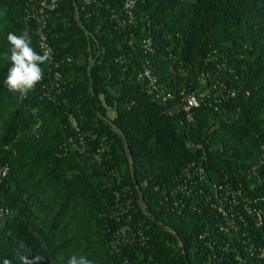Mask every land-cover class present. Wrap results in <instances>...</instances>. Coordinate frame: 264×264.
<instances>
[{"label": "trees", "instance_id": "16d2710c", "mask_svg": "<svg viewBox=\"0 0 264 264\" xmlns=\"http://www.w3.org/2000/svg\"><path fill=\"white\" fill-rule=\"evenodd\" d=\"M0 264H264V0H0Z\"/></svg>", "mask_w": 264, "mask_h": 264}, {"label": "built area", "instance_id": "2783aa9c", "mask_svg": "<svg viewBox=\"0 0 264 264\" xmlns=\"http://www.w3.org/2000/svg\"><path fill=\"white\" fill-rule=\"evenodd\" d=\"M44 2V1H42ZM132 5H133V0H124V7L127 9L128 12H130L131 8H132ZM41 10V9H40ZM39 18H43L42 14L39 15ZM41 27H39L40 29ZM40 44L43 48V50L45 52H50L51 51V48L50 46L47 44V42H45V36L44 34L41 32L40 34ZM142 75L145 76L147 79H148V86L153 89V90H158V91H161L157 85V80L154 76H152L149 72L148 69H144V71L142 72ZM59 78V73L58 71H55V79L57 80ZM58 84V82H57ZM166 96H169V93H166L165 96H163L164 98ZM185 100H186V103L184 104V108L187 110L189 107L193 106V105H196L197 104V100L195 99L194 96L192 95H188L185 97ZM72 124L75 126V128L77 129V125L75 123V121L72 120ZM77 136V135H76ZM81 143H82V138L80 136H78ZM71 143H70V146L73 147L74 149H78V148H81L83 149V146H79L77 145L75 142H73V138H69L68 139Z\"/></svg>", "mask_w": 264, "mask_h": 264}, {"label": "water", "instance_id": "95a60500", "mask_svg": "<svg viewBox=\"0 0 264 264\" xmlns=\"http://www.w3.org/2000/svg\"><path fill=\"white\" fill-rule=\"evenodd\" d=\"M132 173H134L133 170H132Z\"/></svg>", "mask_w": 264, "mask_h": 264}]
</instances>
